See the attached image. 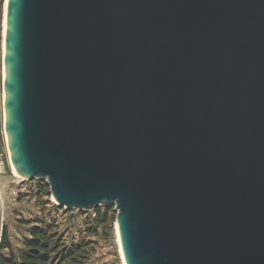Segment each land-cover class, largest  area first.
I'll return each mask as SVG.
<instances>
[{
	"label": "water",
	"instance_id": "1",
	"mask_svg": "<svg viewBox=\"0 0 264 264\" xmlns=\"http://www.w3.org/2000/svg\"><path fill=\"white\" fill-rule=\"evenodd\" d=\"M3 46L23 182L125 264H264V0H7Z\"/></svg>",
	"mask_w": 264,
	"mask_h": 264
},
{
	"label": "rangeland",
	"instance_id": "2",
	"mask_svg": "<svg viewBox=\"0 0 264 264\" xmlns=\"http://www.w3.org/2000/svg\"><path fill=\"white\" fill-rule=\"evenodd\" d=\"M4 11L5 0L0 5V34L2 37ZM1 93L0 142L5 149ZM0 165V173H6L3 170L1 157ZM10 194L11 196H7L8 202H5L3 206L10 211L14 203H17L19 206L16 211L21 213L9 212L4 218L5 221L0 223V230L1 226L8 224V228L5 227L7 241L14 252L22 249L24 240L22 235L26 231L22 226L42 221L50 226L53 235L60 240L61 246L68 252L62 264H122L116 242L117 211L113 207H98L91 211L65 210L56 205L47 182L42 180L25 182L17 188L16 195ZM15 217H18L17 220L14 219ZM4 253L7 254L8 251Z\"/></svg>",
	"mask_w": 264,
	"mask_h": 264
},
{
	"label": "trees",
	"instance_id": "3",
	"mask_svg": "<svg viewBox=\"0 0 264 264\" xmlns=\"http://www.w3.org/2000/svg\"><path fill=\"white\" fill-rule=\"evenodd\" d=\"M3 0H0V5ZM3 37L0 34V92H1V47ZM28 237L22 241V249L14 252L7 241L6 229L0 237V264H62L68 254L60 240L53 235L50 226L42 221L31 223ZM8 251L7 254L4 252Z\"/></svg>",
	"mask_w": 264,
	"mask_h": 264
},
{
	"label": "crops",
	"instance_id": "4",
	"mask_svg": "<svg viewBox=\"0 0 264 264\" xmlns=\"http://www.w3.org/2000/svg\"><path fill=\"white\" fill-rule=\"evenodd\" d=\"M10 169V168H9ZM4 170V169H3ZM11 171V170H10ZM5 172V170H4ZM17 186L13 183V179H12V175H9L7 173H0V223L5 221L4 218H6V215L9 212H15L16 209H18L19 204L14 203V207L12 208V210H8L7 208H5L3 206V204L7 201V196H11L10 193H13V191H15V189L17 190ZM11 191V192H9ZM11 209V208H9ZM17 214H20L21 212L16 211ZM18 217H15L14 219L17 220ZM32 225L28 224V225H24L22 226V228H24L26 231L24 232V234L22 235L23 238H27L28 237V233H27V229H29ZM7 227L8 228V224H5V226H1V230H0V237H1V231L3 230V228ZM6 229V228H5ZM9 231V230H8Z\"/></svg>",
	"mask_w": 264,
	"mask_h": 264
},
{
	"label": "bare ground",
	"instance_id": "5",
	"mask_svg": "<svg viewBox=\"0 0 264 264\" xmlns=\"http://www.w3.org/2000/svg\"><path fill=\"white\" fill-rule=\"evenodd\" d=\"M6 3H7V0H5V11H4L5 14H6ZM5 14H4L3 37H4V32H5ZM3 48H4V46H3V42H2V53H3ZM2 76H3V72H2ZM2 104H3V96H2ZM2 120H3V124H4V119H2ZM3 138H4V145H5V150H6V156H7L6 158H7V161H8V166H9V168L11 170L12 175L15 176V177H17V178H20V176L16 173V171L14 170V167L12 165V162H11V159H10V155H9V152H8V149H7V146H6V136L4 134V130H3ZM116 242H117V246H118V250H119V255H120L122 264H125L124 263V259H123V255H122V251H121V246H120V241H119V236H118V230L116 232Z\"/></svg>",
	"mask_w": 264,
	"mask_h": 264
},
{
	"label": "built area",
	"instance_id": "6",
	"mask_svg": "<svg viewBox=\"0 0 264 264\" xmlns=\"http://www.w3.org/2000/svg\"><path fill=\"white\" fill-rule=\"evenodd\" d=\"M2 165V164H1ZM0 165V166H1ZM3 173V172H2ZM12 179H13V183L17 186V187H19L20 185H22V184H24L25 183V181L23 182V180L21 179V178H17V177H15V176H13L12 175ZM13 193L16 195L17 194V190H15V191H13ZM12 193V194H13ZM113 208L116 210V208H115V206H113ZM117 211V210H116Z\"/></svg>",
	"mask_w": 264,
	"mask_h": 264
}]
</instances>
